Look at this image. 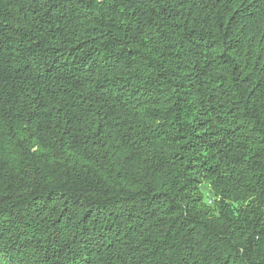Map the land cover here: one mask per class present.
I'll use <instances>...</instances> for the list:
<instances>
[{"label":"trees","instance_id":"1","mask_svg":"<svg viewBox=\"0 0 264 264\" xmlns=\"http://www.w3.org/2000/svg\"><path fill=\"white\" fill-rule=\"evenodd\" d=\"M0 264H264V0H0Z\"/></svg>","mask_w":264,"mask_h":264}]
</instances>
